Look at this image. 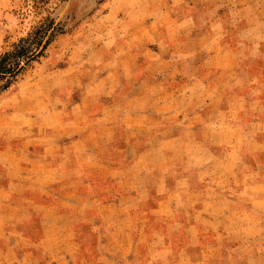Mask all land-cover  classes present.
<instances>
[{
  "label": "rangeland",
  "instance_id": "obj_1",
  "mask_svg": "<svg viewBox=\"0 0 264 264\" xmlns=\"http://www.w3.org/2000/svg\"><path fill=\"white\" fill-rule=\"evenodd\" d=\"M47 27L52 28L47 45L31 54ZM3 53L6 64L17 63V71L0 79V144L41 141L34 135L42 132L38 120L47 113L56 130L68 129L57 142L89 134L91 118L102 108L105 124H128L123 113L132 109L148 111L154 121L157 113L186 107L187 100L173 101L186 91L195 110L211 115L205 123L202 115L189 121L193 143H180L179 152L188 150L194 166L180 162L177 170L199 172L189 183L216 191L240 186L237 176L255 169L264 181V139L249 151L243 136L255 132L246 124L248 116L237 120L249 109L264 118V0H0V57ZM207 84L213 87L211 103L204 99ZM177 119L180 125L186 121ZM234 121L244 127L243 136L230 125ZM145 124L118 132L115 143H122L120 135H133L132 142L171 134L168 124L157 134ZM227 143H240L236 154L243 166L220 162ZM169 149L148 154L165 155ZM81 232L84 260L78 264H95L89 225Z\"/></svg>",
  "mask_w": 264,
  "mask_h": 264
},
{
  "label": "crops",
  "instance_id": "obj_2",
  "mask_svg": "<svg viewBox=\"0 0 264 264\" xmlns=\"http://www.w3.org/2000/svg\"><path fill=\"white\" fill-rule=\"evenodd\" d=\"M206 87L204 99L211 103L213 87ZM177 98L187 100L186 107L157 113L154 121L148 111L125 110L123 127L105 124L102 108L91 118L89 134L63 142L56 138L67 136L68 129L61 126L57 135L47 113L37 124L42 134L34 135L41 141L0 144V264H78L85 225L92 231L95 264H264V181L254 166L237 176L240 186L193 187L189 182L200 173L177 170L180 162L194 166L188 150L180 154V143H193L194 116L202 115L205 123L211 114L191 106L190 92L175 94L173 101ZM258 112L237 116L239 123L241 116L249 117L251 136H243L239 123L230 124L243 144L251 143L249 151L264 139ZM178 115L186 117L183 125ZM147 123L156 134L168 124L171 134L132 142L133 135H120L122 143H115L118 132ZM226 145L220 162L243 166L236 154L240 143ZM168 146L165 155L148 154Z\"/></svg>",
  "mask_w": 264,
  "mask_h": 264
},
{
  "label": "trees",
  "instance_id": "obj_3",
  "mask_svg": "<svg viewBox=\"0 0 264 264\" xmlns=\"http://www.w3.org/2000/svg\"><path fill=\"white\" fill-rule=\"evenodd\" d=\"M32 1H40V2H44L45 3V0H32ZM46 30H48V31H47V33L45 35V31ZM42 33H43L42 36L45 37V38H43L40 35L39 39H37L33 43V44H35L36 49L34 51H32L31 54H35L36 55L42 49L44 50L45 46L47 45L46 43L48 42V37L52 33V28L51 27H47L45 29H42L41 34ZM19 50H21L23 52L25 51L24 49H19ZM19 50L15 51V53L16 54H23V53H19ZM7 57H8V53H3L2 56L0 57V79H3L5 76H9L10 77L11 75L14 74L15 71H17V63L16 62H13V64L10 65V66L5 63V59H7Z\"/></svg>",
  "mask_w": 264,
  "mask_h": 264
}]
</instances>
